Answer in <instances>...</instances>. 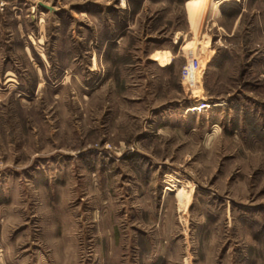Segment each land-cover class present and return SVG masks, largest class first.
<instances>
[{
	"label": "rangeland",
	"instance_id": "obj_1",
	"mask_svg": "<svg viewBox=\"0 0 264 264\" xmlns=\"http://www.w3.org/2000/svg\"><path fill=\"white\" fill-rule=\"evenodd\" d=\"M0 264H264V0H0Z\"/></svg>",
	"mask_w": 264,
	"mask_h": 264
},
{
	"label": "built area",
	"instance_id": "obj_2",
	"mask_svg": "<svg viewBox=\"0 0 264 264\" xmlns=\"http://www.w3.org/2000/svg\"><path fill=\"white\" fill-rule=\"evenodd\" d=\"M201 70V62L194 53L188 59L186 65L182 68L181 77L183 82H186L190 89L195 88L198 75ZM210 105L207 104L205 101L201 105H198V102H194L193 106L189 108V111L195 112L200 111L206 108H209Z\"/></svg>",
	"mask_w": 264,
	"mask_h": 264
},
{
	"label": "crops",
	"instance_id": "obj_3",
	"mask_svg": "<svg viewBox=\"0 0 264 264\" xmlns=\"http://www.w3.org/2000/svg\"><path fill=\"white\" fill-rule=\"evenodd\" d=\"M169 63V62H168ZM159 66H160V68H165L167 65H162V64H160L159 63ZM149 220L151 221H153V222H155V227H157V229L159 228V224H158V218L156 217V212L155 211H152L151 212V214H150V216H149ZM157 229H156V231H157ZM150 232V231H149ZM148 235L149 236H151V233H148ZM149 240V239H148ZM149 246H150V241L148 242V249H150L149 248ZM150 260V259H149Z\"/></svg>",
	"mask_w": 264,
	"mask_h": 264
},
{
	"label": "water",
	"instance_id": "obj_4",
	"mask_svg": "<svg viewBox=\"0 0 264 264\" xmlns=\"http://www.w3.org/2000/svg\"><path fill=\"white\" fill-rule=\"evenodd\" d=\"M42 5L45 6V7H47V8H49V9H51V10L54 9L53 7H51L49 5H46V4H43V3H42Z\"/></svg>",
	"mask_w": 264,
	"mask_h": 264
}]
</instances>
